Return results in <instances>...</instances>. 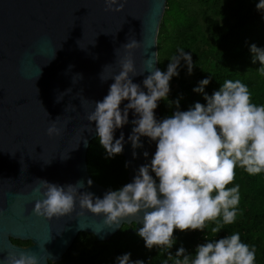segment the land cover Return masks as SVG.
I'll use <instances>...</instances> for the list:
<instances>
[{
  "label": "water",
  "instance_id": "water-1",
  "mask_svg": "<svg viewBox=\"0 0 264 264\" xmlns=\"http://www.w3.org/2000/svg\"><path fill=\"white\" fill-rule=\"evenodd\" d=\"M166 6L167 0H128L117 13L106 11L104 0H0V261L8 252H26L41 264L59 262L80 233L107 242L124 225L140 226L130 218L109 227L102 216L81 214L78 202L71 215L48 220L33 212L39 197L32 189L37 179H46L61 185L83 180L81 191L101 198L108 191L92 179L87 163L89 146L98 138L87 117L114 82L101 81L100 74L119 73L123 45L131 39L140 43L134 57L137 72H143L133 82L142 85L150 74L147 59L159 68L153 54ZM155 114L161 119L159 103ZM133 118L130 112L116 138L123 131L127 140ZM53 120L62 129L58 137L47 135ZM142 141L136 158L131 143L122 153L129 182L156 151L155 142Z\"/></svg>",
  "mask_w": 264,
  "mask_h": 264
},
{
  "label": "clouds",
  "instance_id": "clouds-1",
  "mask_svg": "<svg viewBox=\"0 0 264 264\" xmlns=\"http://www.w3.org/2000/svg\"><path fill=\"white\" fill-rule=\"evenodd\" d=\"M127 2L104 0L105 10L122 12ZM256 8L264 12V0H258ZM139 46L135 39L123 45L126 54L120 60L118 74H100L101 81L114 82L102 100L94 101V111L87 119L95 123L106 158L122 154L126 143H131L136 158V150L144 147L142 137L155 142V153L148 159L149 152L144 151L148 162L136 170L134 179L117 189L110 188L102 198L91 191H81L85 187L83 180L61 185L37 179L32 191L39 199L33 212L52 220L71 215L78 202L81 214L102 216L105 225L112 228L134 218L132 222L140 225L136 232L145 247L166 251L163 264H256L255 246L243 242L238 231L220 239L206 236V242L199 244L194 253L183 245L175 255L170 249L177 243L176 229L203 231L207 222L214 221L211 232L218 234L224 225L236 222L241 201V186L233 184L236 168L249 175L264 173V104L252 101V92L240 79H226L209 95L205 88L211 77H206L193 89L203 94L206 104L197 101L187 110H180L179 99L170 101V105L175 103L176 111L158 120L155 110L161 100L169 101L170 81L179 77L182 66L191 75L196 64L192 52L178 47L168 59L166 71L155 68L152 58L147 59L150 74L141 85L133 82V77L143 73L137 72L135 65L134 52ZM250 52L253 64L259 62V71L264 73V48L252 43ZM153 55L158 60V52ZM76 76L82 79L81 74ZM130 112L134 117L131 133L127 140L123 131L116 138V131L129 124ZM61 133L53 120L47 135L58 137ZM87 183L91 186L93 181L89 179ZM0 264H41V259L31 253L8 252ZM115 264L146 262L133 260L127 252L117 256Z\"/></svg>",
  "mask_w": 264,
  "mask_h": 264
},
{
  "label": "trees",
  "instance_id": "trees-1",
  "mask_svg": "<svg viewBox=\"0 0 264 264\" xmlns=\"http://www.w3.org/2000/svg\"><path fill=\"white\" fill-rule=\"evenodd\" d=\"M257 3L258 0H167L158 34L159 68L167 70L168 59L178 47L192 52L196 67L189 75L187 68L182 66L179 77L170 81L169 101L159 102L161 119L176 111L175 103L170 105V101L179 99L180 110H187L197 101L206 104L203 94L193 91L198 82L206 77H211L210 84L205 88L209 95L218 90L226 79H240L252 92V101L264 104V73L259 71V62L253 64L250 52L252 43L264 48V12L257 10ZM87 163L92 179L108 190L129 183V170L123 155L106 158L98 138L89 146ZM235 183L241 186L240 212L236 222L224 225L218 234L211 232L214 221L207 222L203 231L176 229L174 237L177 243L170 249L173 255L181 245L189 253H194L199 244L206 242V236L220 239L238 231L243 242L255 246L256 264H264V173L249 175L237 167ZM136 228L134 224L124 225L105 243L83 233L88 245L83 255L84 264H115L109 256L127 252L134 260H144L146 264H163L167 258L166 251L159 247L146 248ZM13 243L29 245L20 241ZM71 251H76V248Z\"/></svg>",
  "mask_w": 264,
  "mask_h": 264
},
{
  "label": "flooded vegetation",
  "instance_id": "flooded-vegetation-1",
  "mask_svg": "<svg viewBox=\"0 0 264 264\" xmlns=\"http://www.w3.org/2000/svg\"><path fill=\"white\" fill-rule=\"evenodd\" d=\"M154 176V175H153ZM132 226V225H131ZM136 226V225H135ZM86 234V233H85ZM90 235V234H89ZM95 237V236H94ZM96 238V237H95ZM98 241V240H97ZM21 243H25L20 241ZM99 242V241H98ZM108 242V241H107ZM29 245H20L22 247H28L31 245L30 242H28ZM100 243H105V242H100ZM86 236L83 235V233H80L77 237L76 240L73 242L71 247L67 250V252L63 255L62 259L59 262H51L49 261V264H65V263H75V264H84L86 263L85 258H83V255L86 253ZM73 248H76V251H71ZM79 248V249H77ZM117 256L110 255L109 260H113L114 262L116 261ZM133 259V258H132ZM134 260V259H133ZM110 264V263H109ZM114 264V263H113Z\"/></svg>",
  "mask_w": 264,
  "mask_h": 264
}]
</instances>
